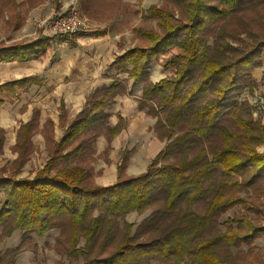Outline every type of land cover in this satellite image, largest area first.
I'll use <instances>...</instances> for the list:
<instances>
[{
  "label": "trees",
  "instance_id": "1",
  "mask_svg": "<svg viewBox=\"0 0 264 264\" xmlns=\"http://www.w3.org/2000/svg\"><path fill=\"white\" fill-rule=\"evenodd\" d=\"M247 1L218 0L209 5L208 0H186L187 17L183 21L169 9L156 4L148 7L162 31L140 27L139 33L148 43L126 49L108 67H116L117 74L128 73L135 82L143 81L138 107L156 118L155 130L165 145L145 172L130 176L126 174L130 149L123 150L116 182L96 184L83 155L87 149L93 150L88 139L97 133L87 134L105 129L110 148L111 139L126 125L119 114L118 121L110 126L106 109L116 94L128 92V84L116 76L110 84L95 89L34 178L0 174L4 195L0 200L1 236H11L16 229L24 232L17 247L0 249V264L13 263L26 235L32 230L43 236L57 226L59 216L70 221L67 255H82V264H136L153 257L166 264H229L219 252L222 246L230 248L264 232L263 223L254 224L245 218L233 219L223 231L218 228L220 213L233 205L255 209L251 196L228 193L241 185L235 175L251 169L246 184L264 175V152L257 150V145L264 143V122L253 118L252 106L246 100L234 99L244 88L251 91L258 85L252 71L263 53L264 35H251L252 41L241 46L224 39L209 23L226 19ZM6 3L13 7L15 0ZM263 3L249 0L247 9ZM47 40L43 36L32 42L0 46V61H25L41 50L42 43L45 47ZM174 46L177 52L164 63L175 67L173 75L151 81L149 69L155 56ZM40 81L42 78L26 75L1 82L0 91L14 93ZM3 102L0 98V104ZM60 113L61 118L67 114L63 98ZM32 120L21 127L29 128ZM76 138L75 145L61 150ZM200 204L203 211L195 208ZM152 206V212L135 231L134 222L124 224L125 231L113 251L104 257L92 254L101 235L99 252L111 244L118 230V216L145 212ZM81 238L85 245L79 244Z\"/></svg>",
  "mask_w": 264,
  "mask_h": 264
},
{
  "label": "rangeland",
  "instance_id": "2",
  "mask_svg": "<svg viewBox=\"0 0 264 264\" xmlns=\"http://www.w3.org/2000/svg\"><path fill=\"white\" fill-rule=\"evenodd\" d=\"M217 2L218 0H208L209 5ZM248 2L249 0L241 2L238 11L226 19H218L212 23L209 21L211 27L212 25L217 27L224 39L241 46L252 41L251 35H264V3L255 9H247ZM151 4L159 5L166 10L169 9L176 18L182 21L187 17L186 0H15L13 7H7L6 0H0V46L32 42L43 36L48 37L46 46L43 47L42 43L41 50L31 55L29 59L0 61V83L26 75H34L40 79L43 78L38 75L40 72L44 73V77L47 78L40 83L31 84L26 89L19 88L14 93L7 90L0 91V98L4 100L0 104V174L25 179L34 178L54 152L57 141L68 131L67 125L77 115L75 109L71 110L68 107V100L65 98L68 97L66 90L73 82L71 76L59 78L62 69L58 72L53 69L61 55L67 56L89 51L87 44L78 42L76 36L85 34L91 35V39H94L93 35L96 36L97 32L103 30L104 34L101 35H104L106 39L112 38L118 42V48L114 49V53L117 55L119 53L116 50L123 53L135 45L144 46L148 41L139 33L140 27L162 31L157 19L151 17L147 11ZM72 9L89 19L92 25L90 29L68 36L52 32L49 23L53 17L57 13ZM176 50L175 46L161 50L150 65L149 77L152 68L154 72H162L164 77H171L175 67H166L164 63L172 53L177 52ZM38 55L39 57H37ZM37 59L46 62L43 63L40 70H37ZM69 59L71 60V57L65 62L68 63ZM65 66L67 67V65ZM107 68L108 71L110 70L108 76L112 80L116 76L119 77L116 67ZM119 75L122 74L119 73ZM119 78L127 83L126 79ZM238 80L241 81L240 76ZM258 94L260 93L254 92V89L250 91L246 87L236 94L234 99L238 102L246 100L252 106L253 118L264 122L263 115L256 114L257 107L252 103ZM62 98L66 100L65 113L67 114L61 118L60 102ZM30 119L33 120L29 128H22V124ZM95 132L97 135L93 139L87 138L88 143L92 144L93 150L87 149V154L83 155V163L92 170L91 179L98 180V183L102 184L113 178V170L108 164L111 146L109 148L108 143L101 151L97 150L99 137L104 135L107 140V136L105 129H102V132L101 130H90L87 136H92ZM77 139L65 144L61 150L70 149L78 142ZM237 142L241 144V142ZM257 150L264 152V143L257 145ZM250 174L251 169L243 174L237 173L235 176L241 181V185L232 187L228 193L233 192L243 197L251 196L250 200L255 202V209L241 204H235L226 209L218 217V228L221 231L225 230L228 222H232L233 219L245 218L246 221L251 220L254 224H264V175L255 177L252 183L246 184V178ZM0 200H4L1 190ZM202 207L200 204L195 208L203 211ZM153 209L152 206L145 212L132 211L130 214L118 216L116 218L118 230L115 231L111 244L99 252L103 239V235H101L96 241L97 244L92 254L104 257L113 251L125 231L124 224L134 222L136 224L134 225L135 231L137 224L143 221ZM57 222V226L50 228L43 236L31 230L26 235L28 237L24 238V245L15 256V261L13 263L6 261L2 264H82L84 262L82 255L75 257L67 255L71 230L69 219L59 216ZM242 232L246 233L247 228L242 229ZM1 234L2 227L0 226V249L5 251L17 247V244L23 240L24 232L16 229L11 236H1ZM79 244L85 245L83 238L80 239ZM219 252L229 264H264V232L238 241L230 248L226 245L222 246ZM136 264H166V261L153 257L138 261Z\"/></svg>",
  "mask_w": 264,
  "mask_h": 264
},
{
  "label": "crops",
  "instance_id": "3",
  "mask_svg": "<svg viewBox=\"0 0 264 264\" xmlns=\"http://www.w3.org/2000/svg\"><path fill=\"white\" fill-rule=\"evenodd\" d=\"M106 35V34H105ZM94 39H91V35H77L76 40L84 42L89 48L88 52L68 54L67 56L61 55L59 61L55 62V69L58 72L60 69L59 78L71 76L73 82L69 85L67 91L68 107L75 112L79 113L82 110L88 100L87 95L93 92L98 87L104 84H110L111 78L108 76L107 64L117 56L114 53V49L118 48V42L116 40L106 39L104 35L97 34ZM79 45V44H78ZM118 55L122 54L119 50H116ZM125 52V51H124ZM39 57V55L37 56ZM69 59L68 63L65 61ZM37 70L42 68L43 63L37 59ZM257 66L253 68L252 75L258 82L257 87L254 88V92L264 94V79L262 75L264 73V50L262 55L257 60ZM67 65V67L65 66ZM39 76H43L42 81L47 80L44 77V73H38ZM160 75V76H159ZM164 74L162 72H154L153 68L150 72V79L156 81L160 79ZM118 76L122 79H126L128 84V92L122 94H116L113 104L108 106L106 111L110 113L109 125L114 124L119 119V114L125 119L126 127L116 134L110 142V161L108 162L110 168L113 170V178L103 185L114 184L117 179V164L120 161L121 153L125 149H130L129 160L126 165V174L138 175L147 170L149 161L158 154L159 150L165 145L166 141L157 135L155 130L156 118L146 112V110H140L138 107V99L141 98L143 82H135L128 73H124ZM74 94V95H73ZM66 102V100H65ZM99 141V148L101 151L109 142L102 135ZM104 139V140H102ZM98 152V151H97ZM96 184L98 180H94Z\"/></svg>",
  "mask_w": 264,
  "mask_h": 264
},
{
  "label": "built area",
  "instance_id": "4",
  "mask_svg": "<svg viewBox=\"0 0 264 264\" xmlns=\"http://www.w3.org/2000/svg\"><path fill=\"white\" fill-rule=\"evenodd\" d=\"M49 26L52 32L68 36L87 31L92 25L86 16L80 15L78 11L72 9L57 13L50 21ZM252 103L257 107L256 114L264 117V94H258Z\"/></svg>",
  "mask_w": 264,
  "mask_h": 264
}]
</instances>
